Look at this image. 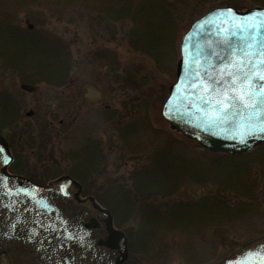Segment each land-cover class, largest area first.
I'll return each mask as SVG.
<instances>
[{
    "label": "trees",
    "instance_id": "16d2710c",
    "mask_svg": "<svg viewBox=\"0 0 264 264\" xmlns=\"http://www.w3.org/2000/svg\"><path fill=\"white\" fill-rule=\"evenodd\" d=\"M28 1L0 0V58L5 68L8 65L7 68L15 69L22 83H41L60 88L67 84L72 58L65 44L57 37L40 33L36 28H23L19 25L17 11L27 8L30 4ZM47 1L46 5L59 13L70 9L75 3L97 14L98 19L130 24L126 33L128 44L132 49L148 55L154 63L151 73H138L135 77L139 79L135 81L130 74L126 76L128 81L133 79L131 83L136 89L133 97L128 100L131 111L129 115L133 116L146 114L152 105L161 104L166 99L167 86L162 82L159 84V75L175 80L181 27H188L193 20L216 6L230 5L238 10L264 6V0ZM5 102L8 105L10 103V106L7 107ZM18 112L17 102L1 93L0 129L16 124ZM125 119L123 117L121 124L117 125L116 132L128 148L136 149L134 151L147 148L148 140L145 144L143 138L148 135L154 138L160 135L162 138L155 145L148 164L136 168L132 181L123 180L119 183L109 177L99 183L97 180L101 169L99 165L94 167L93 164L99 160L94 159V155L100 157L101 154L98 147L97 151L92 150L91 142L73 153V160H85L84 166L83 163L72 165L65 174L73 176L82 185L84 195L94 197L110 211L113 225L127 237L126 264H141L148 253L158 264L165 263L164 252L154 247L162 240V234L169 230L190 234L206 225H230L256 214V211L264 217V190L263 194L257 195L259 185L255 182L252 169L254 164L259 165L263 169L264 180V146L240 156L205 151L197 153L198 156L204 154V157H193L190 146L199 148L196 142L186 138H172L170 134L152 129L146 122L149 120L137 118L127 122ZM195 160L199 162L198 165ZM14 162L10 168L18 172L20 168ZM60 171L59 167L44 170L37 177V182L45 184L56 179L63 175ZM189 177L198 185L214 183L219 193L192 201L176 199L174 196L186 182L184 178ZM102 178L100 176V180ZM93 179L96 183L90 182ZM162 200L165 204L159 205Z\"/></svg>",
    "mask_w": 264,
    "mask_h": 264
},
{
    "label": "rangeland",
    "instance_id": "374dc122",
    "mask_svg": "<svg viewBox=\"0 0 264 264\" xmlns=\"http://www.w3.org/2000/svg\"><path fill=\"white\" fill-rule=\"evenodd\" d=\"M28 2L30 4L27 8L17 11L19 25L23 28L32 26L40 33H48L60 39L68 49L72 65L68 67L67 84L56 88L41 83H22L15 69L7 68L8 65H5V68V63L0 58V94L17 102L19 107L17 123L0 129V136L6 140L15 166L20 168L18 172L12 171L10 164L8 172L42 184L37 182V177L39 178L44 170L59 167L60 174H65L72 165L83 163L84 166L85 160H73V153L91 142L92 150L97 151L98 147L101 154L100 157L94 155V159L99 160L93 164L94 167L99 165L101 169L100 176L103 178L100 180L98 176L99 183L109 177L119 183L124 182L123 180L132 181L136 168L148 164L155 145L158 141L161 142L162 138L160 135L155 138L148 135L143 138L145 144L147 140L149 142L147 148L140 151L128 148L116 132V127L121 124L123 117L127 122L137 118L149 120L146 122L150 128L166 135L170 134L172 138H184L172 131L162 117L163 102L155 106L151 103L153 107L150 105L146 114L129 115L131 111L128 100L136 92L131 81L139 79L135 77L138 73L148 74L154 70L152 59L145 53L132 49L128 44V22L98 19L97 14L82 9L81 4L73 3L70 9L59 13L50 5H46L47 0ZM250 8L255 7L247 9ZM191 23L188 27L180 29L179 47L183 34ZM127 74L133 76V79L126 80ZM159 77V84L164 83L168 92L174 80L160 75ZM6 106H10V103H6ZM146 117L147 119H144ZM192 147L190 146L193 151L191 156L204 157V154L197 155L205 152L204 150ZM195 161L198 165L199 162ZM252 169L255 182L259 185V196L264 190L263 169L257 164H254ZM185 180L174 196L176 199L192 201L219 193L217 186L212 182L198 185L195 181L192 182L191 177L184 178ZM90 182L96 183V180ZM81 195L86 197L83 188ZM162 204H165L164 200L160 201L159 205ZM167 232L162 234V240L154 247L161 249L165 254L166 262L161 264H218L237 248L264 235V217L259 216L256 211L252 216L222 227L206 225L199 231L189 232L190 234L177 230ZM149 255L148 253L141 264H158ZM0 264H9L5 255H0Z\"/></svg>",
    "mask_w": 264,
    "mask_h": 264
},
{
    "label": "water",
    "instance_id": "95a60500",
    "mask_svg": "<svg viewBox=\"0 0 264 264\" xmlns=\"http://www.w3.org/2000/svg\"><path fill=\"white\" fill-rule=\"evenodd\" d=\"M179 50L176 79L161 106L169 128L210 153L240 156L264 146V81L258 78L264 73V7L207 11L183 34ZM237 64L256 74L251 98L243 102L230 90L246 87L228 75ZM11 161L0 136V255L9 264H125V234L109 210L81 197L79 182L63 175L38 184L10 174ZM218 264H264V235Z\"/></svg>",
    "mask_w": 264,
    "mask_h": 264
},
{
    "label": "snow or ice",
    "instance_id": "6c2138e0",
    "mask_svg": "<svg viewBox=\"0 0 264 264\" xmlns=\"http://www.w3.org/2000/svg\"><path fill=\"white\" fill-rule=\"evenodd\" d=\"M244 65L237 64L235 65V72H229L228 75L231 76L233 84H235L237 81H242L246 87L244 90H239L236 88L230 89L231 91H239V96L236 97V99L241 100L243 102L244 96H248L251 98L252 95V89H253V77L256 76L255 73L251 72L250 70L245 71ZM258 78L262 81H264V73H261ZM205 91H207V88H205ZM261 92H264V85L261 86ZM226 99L231 100L233 97H226ZM218 103H223V101H218Z\"/></svg>",
    "mask_w": 264,
    "mask_h": 264
},
{
    "label": "flooded vegetation",
    "instance_id": "af4514ba",
    "mask_svg": "<svg viewBox=\"0 0 264 264\" xmlns=\"http://www.w3.org/2000/svg\"><path fill=\"white\" fill-rule=\"evenodd\" d=\"M13 157V156H12ZM13 161H14V158H12V163H13ZM12 174V173H11Z\"/></svg>",
    "mask_w": 264,
    "mask_h": 264
}]
</instances>
